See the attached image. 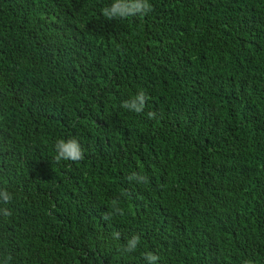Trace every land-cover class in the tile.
<instances>
[{"label":"trees","instance_id":"16d2710c","mask_svg":"<svg viewBox=\"0 0 264 264\" xmlns=\"http://www.w3.org/2000/svg\"><path fill=\"white\" fill-rule=\"evenodd\" d=\"M112 2L0 0V264H264V0Z\"/></svg>","mask_w":264,"mask_h":264},{"label":"clouds","instance_id":"9594fccd","mask_svg":"<svg viewBox=\"0 0 264 264\" xmlns=\"http://www.w3.org/2000/svg\"><path fill=\"white\" fill-rule=\"evenodd\" d=\"M152 11V6L149 3V0H113V2L102 9V15L108 20L113 19H125L128 17L135 16H146ZM150 97L144 92L140 91L134 97L124 100L121 104V107L135 113H142L145 110L147 101ZM149 118H155V112L147 113ZM55 152L56 155L54 160L59 163L61 161H72L79 162L85 158L84 150L80 142L76 138L70 139H59L55 143ZM130 181H136L140 184H145L148 182V177L141 175L139 173H133L128 176ZM13 195L6 189H0V204L8 205L12 202ZM0 215L3 217H11L12 211L8 207H0ZM113 215H124V210L119 206L117 200L112 201L110 211L105 214L104 219L109 220ZM113 236L116 239L120 238V233L115 232ZM140 236L133 235L130 239L127 240L126 245L123 248V251L126 253L134 252L140 244ZM145 260L148 264H156L159 260V256L147 252L145 254ZM6 264V262H5Z\"/></svg>","mask_w":264,"mask_h":264}]
</instances>
